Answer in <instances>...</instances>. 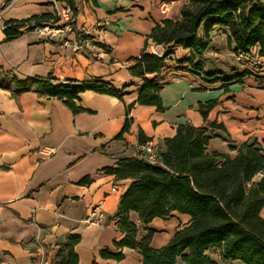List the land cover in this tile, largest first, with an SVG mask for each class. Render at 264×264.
Listing matches in <instances>:
<instances>
[{
	"label": "crops",
	"instance_id": "0c3cea01",
	"mask_svg": "<svg viewBox=\"0 0 264 264\" xmlns=\"http://www.w3.org/2000/svg\"><path fill=\"white\" fill-rule=\"evenodd\" d=\"M185 2L78 0L74 22L76 30L88 36L84 42L75 30L48 36L34 29L5 41L4 22L55 14L67 6L61 0H0V73L19 81L46 76L55 83L101 79L124 92L118 99L86 90L77 101L83 111L72 113L55 97L0 87V264H55L59 244L70 234L80 236L74 246L77 264H142L137 251L112 247L123 235L113 215L130 179H116L104 170L114 167L121 157L139 156L138 129L157 150L164 148L162 140L173 136L179 123L206 126L212 136L206 147L209 153L233 157L243 142L259 141L264 133V83L256 76L264 74V69L253 67L252 56L234 54L224 30L213 29L200 58L204 71L218 72L217 81L177 63L188 51L170 47L161 73L166 83L160 90L167 109L160 112L136 102L142 81L128 68L152 27L164 19H177ZM162 3L168 6L165 12ZM153 48L165 51L148 42L146 50L151 53ZM244 69L248 75L222 87L224 78ZM209 99L218 103L204 121L197 104ZM132 103L127 113L126 106ZM127 117L132 120L129 131L115 138ZM208 122L214 125L207 126ZM219 124L224 130L215 127ZM49 149L53 152L45 154ZM84 177L89 180L80 182ZM95 206L102 213L101 222L84 223L82 219ZM129 218L138 228L137 236L145 235L137 213L130 212ZM168 219L154 218L147 224L155 230L153 248L165 244L189 217L174 212ZM172 219L180 222L166 230L163 223ZM103 249L120 251L124 258H102Z\"/></svg>",
	"mask_w": 264,
	"mask_h": 264
},
{
	"label": "trees",
	"instance_id": "16d2710c",
	"mask_svg": "<svg viewBox=\"0 0 264 264\" xmlns=\"http://www.w3.org/2000/svg\"><path fill=\"white\" fill-rule=\"evenodd\" d=\"M61 1L75 19L78 0ZM178 14L177 19H164L152 27L143 49L128 68L131 75L142 81L137 103L152 105L160 112L167 109L160 98V90L166 83L161 73L171 54L170 47L188 51L177 63L217 81L218 72L204 71L200 62L215 28L227 32V45L234 54H255L264 69V0H186ZM54 17V14L45 13L8 20L4 22L3 40L16 38ZM74 30L78 37L84 38L73 21ZM148 42L163 46L165 51L161 56L148 52ZM146 74H154V77L147 78ZM248 74L246 69L232 74L223 79L222 87ZM256 78L264 83V74ZM0 87L12 88L15 92L32 90L55 97L72 113L83 111L77 101L79 93L86 90L110 94L118 99L124 94L123 88L117 89L101 79L74 78L55 83L46 76L19 81L7 78L6 73H0ZM217 103V99L198 102L197 110L204 121ZM132 106L133 103L126 106L127 113ZM131 121V118H125L115 138H121L129 131ZM211 125L214 124L208 122L207 126ZM215 127L224 130L221 124ZM207 132L203 125L179 123L173 136L162 140L164 148L158 150L157 163H149L140 156L121 157L114 167L104 168L116 179H130L113 215L123 233L120 239L112 242L114 250L133 249L141 255L142 264H219L207 256L210 249H216L222 260L264 264V216L261 214L264 210V149L252 141L243 142L233 157L225 153H209L206 147L212 136ZM137 140L144 144L150 139L138 129ZM88 180L84 177L80 182ZM132 211L137 213L139 223L146 230L140 238L137 226L129 218ZM174 212L187 215L188 221L176 228L165 244L153 248L151 241L155 230L148 228L147 224L154 218H166ZM79 240L78 234L66 236L65 242L59 244L55 264H77L74 246ZM114 250H100L99 256L122 260L123 253Z\"/></svg>",
	"mask_w": 264,
	"mask_h": 264
},
{
	"label": "built area",
	"instance_id": "2783aa9c",
	"mask_svg": "<svg viewBox=\"0 0 264 264\" xmlns=\"http://www.w3.org/2000/svg\"><path fill=\"white\" fill-rule=\"evenodd\" d=\"M161 11L165 12L168 10V6L165 3H162L160 5ZM54 18L49 19L48 21L44 22L40 26H36L34 30L39 32L42 35H48V36H57L59 34H62L63 32L72 31V23L74 21V18L72 16V13L68 7H66L62 12L57 11L54 14ZM1 28H4V25L1 26ZM84 38L82 40L84 42L87 41V35L84 34L81 31ZM86 36V37H85ZM155 47L157 45H154ZM152 54L161 56L162 53L156 49L153 48L151 51ZM239 56H242L243 54H238ZM53 152L52 149L47 150L44 152L45 154L49 155ZM140 157L144 158L149 163H157L158 162V150L156 144L148 140L144 144L140 146ZM102 219V213L99 210V206L93 207L90 212L82 219L84 223L87 224H98L101 222Z\"/></svg>",
	"mask_w": 264,
	"mask_h": 264
},
{
	"label": "rangeland",
	"instance_id": "374dc122",
	"mask_svg": "<svg viewBox=\"0 0 264 264\" xmlns=\"http://www.w3.org/2000/svg\"><path fill=\"white\" fill-rule=\"evenodd\" d=\"M228 51H230V50H228ZM252 65H253V67H255L257 69L261 68L260 63L258 62V59L256 58L255 54L252 55ZM258 140L259 141L257 142V145L261 149H264V133H262L261 137H258ZM261 214H262V216H264V210L261 211ZM168 218L166 217V220H169ZM178 221L180 222L179 219H178ZM178 221L175 219H172L171 221H167L166 223L164 222L163 224L167 228L166 230H172L174 228V226H176ZM206 254L208 257L215 259L219 264H241L238 261L222 260L218 256L216 249H210Z\"/></svg>",
	"mask_w": 264,
	"mask_h": 264
}]
</instances>
